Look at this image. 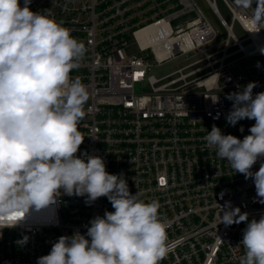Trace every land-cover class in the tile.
Wrapping results in <instances>:
<instances>
[{
    "label": "built area",
    "instance_id": "1",
    "mask_svg": "<svg viewBox=\"0 0 264 264\" xmlns=\"http://www.w3.org/2000/svg\"><path fill=\"white\" fill-rule=\"evenodd\" d=\"M23 2V0H21ZM227 30L223 46L195 0H31L34 12L51 16L87 49L72 78L89 92L86 115L79 125L84 136L80 153L101 156L111 174L123 173L132 194L160 205L170 251L160 264H239L247 222L225 226L221 209L230 201L248 213L264 215L254 183L235 173L226 160L206 147L213 125L240 139L254 120L231 126L226 96L249 82L253 94L264 91V29L246 32L249 11L222 0L232 14L229 24L216 0H207ZM23 5V4H22ZM238 22L246 33L233 32ZM152 30L138 38L136 33ZM132 37L135 47L132 49ZM196 58L157 76L153 72L180 56ZM260 58L257 64H245ZM219 97L214 103L211 98ZM243 128V131H241ZM260 162L253 166L258 170ZM224 192L223 198L220 197ZM113 211L106 197L91 206L85 198L63 195L54 218L44 214L0 235V264H36L62 235L86 233L95 216ZM24 235L26 245L16 242Z\"/></svg>",
    "mask_w": 264,
    "mask_h": 264
},
{
    "label": "clouds",
    "instance_id": "2",
    "mask_svg": "<svg viewBox=\"0 0 264 264\" xmlns=\"http://www.w3.org/2000/svg\"><path fill=\"white\" fill-rule=\"evenodd\" d=\"M233 3L250 10L246 32L264 29V0ZM30 4L0 0V235L44 214L54 218L63 195L83 197L89 206L106 197L113 211L91 219L84 234L60 236L36 264H160L170 247L159 203L132 194L124 174L109 173L101 156L78 154L89 92L71 73L85 57V44L48 10L34 12ZM259 51L264 55V47ZM256 87L249 82L226 96L232 101L228 124L254 120L250 134L240 139L213 125L204 140L235 173L253 181L255 199L264 204V91L254 95ZM218 206L225 226L247 222L239 264H264V215L249 221L230 201ZM28 240L24 235L16 243Z\"/></svg>",
    "mask_w": 264,
    "mask_h": 264
},
{
    "label": "rangeland",
    "instance_id": "3",
    "mask_svg": "<svg viewBox=\"0 0 264 264\" xmlns=\"http://www.w3.org/2000/svg\"><path fill=\"white\" fill-rule=\"evenodd\" d=\"M195 2L197 3L199 9L202 11L205 17L211 22V24L213 25L217 33L216 39L212 41L210 45H214L215 48L222 47L225 39L227 38V30L225 26L222 24L220 18L213 11V9L211 8L207 0H195ZM22 4L23 2L21 1V5ZM216 5L222 17L230 24L232 21V14L229 11V9L226 7L224 2L222 0H216ZM232 29H233L234 34L237 37L243 38L246 36L245 31L243 30L242 26L238 22L233 23ZM134 47H135V39L134 37H132V49ZM189 57L190 55H184L182 57L180 56L179 58L175 59L172 62L163 64L160 68L156 69L153 73L157 76H164L168 74L169 72L176 70L178 68H181L196 59V58L189 59ZM260 60H261L260 58L250 59L246 61L244 65L247 63L251 65H255ZM260 62H263V61H260Z\"/></svg>",
    "mask_w": 264,
    "mask_h": 264
},
{
    "label": "bare ground",
    "instance_id": "4",
    "mask_svg": "<svg viewBox=\"0 0 264 264\" xmlns=\"http://www.w3.org/2000/svg\"><path fill=\"white\" fill-rule=\"evenodd\" d=\"M151 30H152V27H148V28H145V29H143L141 31H138L136 33V35H137L138 38H141V37H143L144 34H146L147 32H149Z\"/></svg>",
    "mask_w": 264,
    "mask_h": 264
}]
</instances>
